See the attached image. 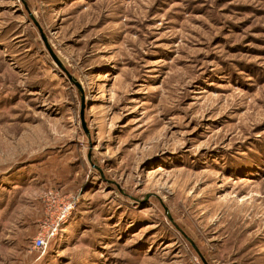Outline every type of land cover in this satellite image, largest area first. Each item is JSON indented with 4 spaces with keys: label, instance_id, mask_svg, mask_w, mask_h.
I'll return each instance as SVG.
<instances>
[{
    "label": "rangeland",
    "instance_id": "rangeland-1",
    "mask_svg": "<svg viewBox=\"0 0 264 264\" xmlns=\"http://www.w3.org/2000/svg\"><path fill=\"white\" fill-rule=\"evenodd\" d=\"M0 264H264V0H0Z\"/></svg>",
    "mask_w": 264,
    "mask_h": 264
},
{
    "label": "built area",
    "instance_id": "built-area-1",
    "mask_svg": "<svg viewBox=\"0 0 264 264\" xmlns=\"http://www.w3.org/2000/svg\"><path fill=\"white\" fill-rule=\"evenodd\" d=\"M59 207L54 209V217L43 225L40 232L31 241L32 248L37 251H44L49 241L56 236L62 226L68 220L73 208L74 202L71 200L60 201Z\"/></svg>",
    "mask_w": 264,
    "mask_h": 264
}]
</instances>
